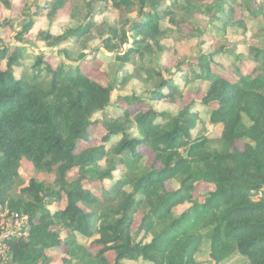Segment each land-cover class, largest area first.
Segmentation results:
<instances>
[{
  "label": "trees",
  "instance_id": "1",
  "mask_svg": "<svg viewBox=\"0 0 264 264\" xmlns=\"http://www.w3.org/2000/svg\"><path fill=\"white\" fill-rule=\"evenodd\" d=\"M14 1L0 0V14L13 19L0 27L18 44L40 18H53L70 3L35 0L27 7L28 1L16 0V9ZM97 1L109 2L124 17L118 25L105 24L101 47L89 49L85 64L101 63L98 57L105 53L123 67L132 55L140 60L152 48L162 50L173 30L188 25L187 17L178 18L185 6L177 1L170 9L163 8L164 0H92L93 5ZM237 8L264 30V0H204L196 9L227 29L240 24L232 19ZM131 14L136 17L129 19ZM22 18L14 34L12 22ZM98 27L89 21L56 36L41 32L39 41L49 48L76 45ZM4 39L1 33L0 210L29 217V236L10 242L12 264H54L57 250L62 264H264V45L251 46L246 73L240 56L221 49L148 69L153 85L145 98L118 99L120 115L95 120L112 106L117 86L107 71L96 79L83 65L61 58L52 63L37 54L17 78L15 69L26 62L23 50ZM130 42L132 48L118 55ZM58 52L71 59L68 49ZM219 55L230 57V64L217 62ZM194 82L208 87L189 89ZM187 96L191 102L182 106ZM162 101L182 107L177 114L160 112L155 103ZM202 110L209 125L220 126V136L193 140ZM94 128L100 137L96 146ZM145 149L154 156L150 165ZM24 161L39 173L54 174V183L23 184ZM201 183L214 187L202 199L196 196ZM184 205L188 208L177 213ZM79 238L91 242L84 245ZM206 244L209 256L199 261Z\"/></svg>",
  "mask_w": 264,
  "mask_h": 264
},
{
  "label": "rangeland",
  "instance_id": "2",
  "mask_svg": "<svg viewBox=\"0 0 264 264\" xmlns=\"http://www.w3.org/2000/svg\"><path fill=\"white\" fill-rule=\"evenodd\" d=\"M19 2H27V7L30 6L35 0H18ZM45 0H40V3H44ZM165 3L163 8H172L173 3L177 1L180 5L185 6V9L181 10L178 13V18L183 19L187 17L185 28L183 30L177 31L173 30L170 37L164 39L161 42L162 50L157 48H152L150 51L146 52L143 59L138 58L136 55L130 57L131 62L127 63L125 66L121 67L119 63L113 61L114 56L112 54L102 53L99 55V59L103 62L91 61L85 64L84 60L86 59L89 51L92 49H98L101 47V41L99 38V32H106L105 24L107 25H118L124 16L119 13L118 10L114 9L109 2L106 1H97L93 5L92 0H69L70 3L67 4L66 9L58 12L55 17L51 18L46 15L48 10L45 11V17L40 18L33 30L26 36V42L24 44H18L12 41V36H10L9 29L0 27V34H3L4 40L8 42L11 47L21 48V58L26 62L24 67L16 68V77L20 78L22 72L29 68L33 63H35V56L37 54L44 55L48 57L52 63H56L61 60L65 61L67 64H71L75 67H82L86 71L87 75L96 78L103 79L104 74L102 70H105L109 73L111 81H116L117 86L112 94V106L105 112L100 113L95 116V120H102L107 117L108 119H114L118 113H122L117 108V101L121 98H131L133 101L137 100L139 97H144L146 91L152 88L151 83L147 78V70L152 68H159L167 64V66H174L177 62H185L192 57H199L201 55H211L222 50V53L229 52L230 55L240 56L243 61V71L244 73L250 72L249 62L251 61V46L261 47L264 45V30L257 26V23L250 21L241 13L237 8L236 15L232 18L235 22H240V24L224 28V24L219 21L215 22L210 20L200 12H197V9L200 8L204 0H164ZM237 3L242 0H236ZM15 7L18 2L15 0ZM197 8V9H196ZM15 9V10H16ZM196 9V10H195ZM34 7L32 8V11ZM187 12V14H185ZM74 13V17L72 15ZM92 17H90V16ZM90 17V18H89ZM136 17V14H131L128 16L129 19ZM10 18L9 13L5 16L3 11L0 14V25L1 23L5 25L6 19ZM5 19V21H4ZM242 19V20H241ZM13 20V19H9ZM240 20V21H238ZM25 18L14 20V34L19 32L22 29V22H25ZM89 21H97L99 24L98 29L95 28L93 34L88 38L85 37L81 39L80 42L76 45L74 44H64L60 48H49L43 42L39 41V36L41 32H49L53 35H58L64 32L66 29L72 26H82L88 23ZM10 22V21H8ZM215 22V23H214ZM11 23V22H10ZM9 24V23H7ZM6 24V25H7ZM163 26L169 27L168 20L163 21ZM246 28H245V27ZM193 31V35L191 33ZM10 40V42H9ZM130 44L126 45L118 55H124L129 49L132 48ZM59 49H68L70 51V60L65 59L64 56H60ZM90 49V50H89ZM91 54V53H90ZM89 54V55H90ZM216 61L224 66L230 64V57L224 56H215ZM110 59H113L110 61ZM81 65V66H80ZM142 66V67H141ZM217 71H220V68H216ZM129 76L131 79L124 81L126 76ZM229 78H234L230 76ZM176 84L182 86L185 84L183 79H177ZM208 87L207 83L204 82H194L189 86V89L196 90L198 88L206 89ZM147 98V97H146ZM191 97L187 96L184 104L185 106L191 102ZM180 106V107H182ZM155 107L160 112H170L172 114H177L179 111L178 105H172L166 101L155 103ZM92 131V145L96 146L100 142L99 131L94 128ZM221 128L213 127L209 125V114L206 110L200 112V121L196 130L193 132V140H198L200 136H209L211 138H216L220 136ZM201 138V137H200ZM199 138V139H200ZM146 153L149 155L148 164L153 163L154 156L149 149H145ZM104 161L100 163V166L104 167ZM117 177L119 174H116ZM72 178V176L70 177ZM21 179L24 181L23 184H26L29 180H34L38 185H41L42 188H47L54 183L56 177L54 174L39 173L34 170L31 163L24 161L21 169ZM106 185L110 187L112 182H106ZM175 187L178 185L175 183ZM167 188L171 190V185L167 184ZM173 188V186H172ZM214 191V187L211 185L199 184L196 192V196L202 199V195ZM18 195V192L16 191ZM188 208V205L179 207L176 212L180 213ZM139 224V220L136 222V227ZM67 238V233L62 234V239ZM79 242L84 245H89L91 241L85 240L84 238H79ZM55 262L54 264H62L61 262V252L60 250L55 253ZM209 256V246L206 244L198 255V260H205ZM129 264H140V263H129ZM240 264V262H239Z\"/></svg>",
  "mask_w": 264,
  "mask_h": 264
},
{
  "label": "built area",
  "instance_id": "3",
  "mask_svg": "<svg viewBox=\"0 0 264 264\" xmlns=\"http://www.w3.org/2000/svg\"><path fill=\"white\" fill-rule=\"evenodd\" d=\"M29 236V217L11 211L0 210V264H12L10 242Z\"/></svg>",
  "mask_w": 264,
  "mask_h": 264
}]
</instances>
